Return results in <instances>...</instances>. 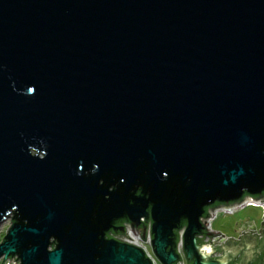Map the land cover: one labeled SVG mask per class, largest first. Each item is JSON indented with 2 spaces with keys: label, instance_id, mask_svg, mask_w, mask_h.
Segmentation results:
<instances>
[{
  "label": "water",
  "instance_id": "95a60500",
  "mask_svg": "<svg viewBox=\"0 0 264 264\" xmlns=\"http://www.w3.org/2000/svg\"><path fill=\"white\" fill-rule=\"evenodd\" d=\"M245 203L264 0H0V264H264V209L205 227Z\"/></svg>",
  "mask_w": 264,
  "mask_h": 264
},
{
  "label": "rangeland",
  "instance_id": "374dc122",
  "mask_svg": "<svg viewBox=\"0 0 264 264\" xmlns=\"http://www.w3.org/2000/svg\"><path fill=\"white\" fill-rule=\"evenodd\" d=\"M242 209H239L238 211L233 212L232 214H221L217 212L214 215V219L209 223L210 230L217 231L219 234L226 235L228 233H232V229H234V219H239L241 221H244L243 218H247L248 220L254 221L255 223L258 222L260 215H259V207L260 206H253L250 207V205H245ZM240 221V222H241ZM8 222L9 219H5L0 223V241L2 234L6 231L8 228ZM233 223V224H232ZM12 261L9 260L5 264H11ZM15 264V263H14Z\"/></svg>",
  "mask_w": 264,
  "mask_h": 264
},
{
  "label": "flooded vegetation",
  "instance_id": "af4514ba",
  "mask_svg": "<svg viewBox=\"0 0 264 264\" xmlns=\"http://www.w3.org/2000/svg\"><path fill=\"white\" fill-rule=\"evenodd\" d=\"M244 207H246V206H244ZM250 207H253V206H250ZM256 207V206H255ZM243 207H241V208H238V210L239 209H242ZM260 208V207H259ZM237 209L236 210H234V211H232V212H230V213H227V214H232L233 212H235V211H238ZM262 210H261V208L259 209V215H260V218H259V220H258V222H254V221H251V220H244V221H242V222H248V221H250L251 222V224L253 225V227H254V231H253V233L254 234H257V230H259V221H261L262 220V218H261V214H262ZM224 214H226V213H224ZM226 214V215H227ZM234 221H237V220H234ZM234 221H233V223H234ZM241 220H238V222L234 225V230H236V229H240V225H241V222H240ZM232 223V224H233ZM238 224V225H237ZM238 226V227H237ZM124 227H125V225H123V230H124ZM207 229H209L210 230V227L208 226V228ZM251 230V229H250ZM234 232L235 231H232V233H228V234H226V235H222L223 237H231L232 239H238L237 238V236L234 234ZM200 236V234H197V236H196V238H198ZM203 236V241H207V238H206V236L205 235H202ZM218 236H219V233H218V235L217 234H215V235H213V236H210L209 238H210V241H214V240H216V242L215 243H211V245H217V246H219V243H222V242H224V239L223 240H221V241H218L219 240V238H218ZM215 252H213V253H211V256H216V255H218V253H215ZM178 257H179V260L181 261V263L182 264H185V260L183 259V257H181L179 254L177 255ZM10 259H13V258H10ZM176 261L175 262V264H179L180 263V261ZM158 264V263H157Z\"/></svg>",
  "mask_w": 264,
  "mask_h": 264
},
{
  "label": "built area",
  "instance_id": "2783aa9c",
  "mask_svg": "<svg viewBox=\"0 0 264 264\" xmlns=\"http://www.w3.org/2000/svg\"><path fill=\"white\" fill-rule=\"evenodd\" d=\"M245 205H250V206H260V208H261V210L263 211V209H264V203L263 204H251V203H248V204H243V206H245ZM243 206H238V207H235V208H232V209H230L229 211H227L226 212V210L225 209H215L214 210V212H212V216H211V218L210 217H207V223L205 224V227L206 228H208V226H209V223L215 218L214 217V215L217 213V212H219V213H221V214H224V213H230V212H232V211H234V210H238V208H241V207H243ZM124 232H127V227H124ZM136 241V243H137V245H138V247L144 252V254L146 255V259L148 258L149 259V261H151V263L152 264H157V261H155L154 260V258L152 257V254H151V251H149V244L148 243H145V242H142V241H140V240H138V239H136L135 240ZM176 250H177V252H178V254L180 255L181 254V250H180V248H179V243L177 244V246H176ZM9 260H11V261H13V259H9ZM8 262V260H5L2 264H5V263H7ZM180 264V263H179ZM182 264V263H181Z\"/></svg>",
  "mask_w": 264,
  "mask_h": 264
},
{
  "label": "crops",
  "instance_id": "0c3cea01",
  "mask_svg": "<svg viewBox=\"0 0 264 264\" xmlns=\"http://www.w3.org/2000/svg\"><path fill=\"white\" fill-rule=\"evenodd\" d=\"M234 220H237V219H234ZM238 220H239V219H238ZM238 220H237V221H238Z\"/></svg>",
  "mask_w": 264,
  "mask_h": 264
}]
</instances>
